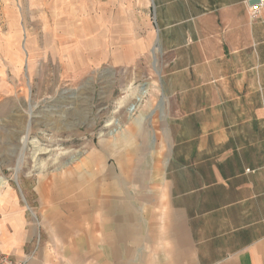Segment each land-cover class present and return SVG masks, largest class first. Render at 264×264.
<instances>
[{
  "label": "crops",
  "instance_id": "obj_1",
  "mask_svg": "<svg viewBox=\"0 0 264 264\" xmlns=\"http://www.w3.org/2000/svg\"><path fill=\"white\" fill-rule=\"evenodd\" d=\"M252 1L149 0L159 128L149 112L50 181L23 184L24 200L9 190L0 201L3 254L23 264H264V7L251 20ZM41 2L46 45L69 46L80 7ZM140 5L145 53L154 35ZM109 11L115 25L133 24V5ZM5 15L10 30L27 26L19 12ZM99 32L90 51L104 54Z\"/></svg>",
  "mask_w": 264,
  "mask_h": 264
},
{
  "label": "rangeland",
  "instance_id": "obj_2",
  "mask_svg": "<svg viewBox=\"0 0 264 264\" xmlns=\"http://www.w3.org/2000/svg\"><path fill=\"white\" fill-rule=\"evenodd\" d=\"M46 1L54 4L58 0ZM94 1L67 0L69 9L80 7L76 14L80 21H70V45L55 41L47 46L53 39L49 32L45 34L36 12L46 10V4L41 0H0L1 202L9 190L24 200L23 184L50 181L56 173H64L81 153L135 118L156 111L153 124L159 128L158 117L162 120L163 116L161 56L153 48L156 38L149 0H99L95 5ZM140 4L148 5V27L154 35L150 51L145 53L139 41L146 30L137 18ZM120 5H133V24L118 26L110 21L109 8ZM95 7L102 8L97 13L102 15L99 20H93ZM9 11L19 12V21L27 26L10 30L4 24ZM80 26L81 34H77ZM95 27L100 29L99 35L102 32L107 53L90 51ZM16 40L21 58L12 65L8 58H15L12 42ZM143 86L146 91L136 102Z\"/></svg>",
  "mask_w": 264,
  "mask_h": 264
},
{
  "label": "built area",
  "instance_id": "obj_3",
  "mask_svg": "<svg viewBox=\"0 0 264 264\" xmlns=\"http://www.w3.org/2000/svg\"><path fill=\"white\" fill-rule=\"evenodd\" d=\"M264 7V0H258L256 3H254L252 6L249 8V17L251 20H254L259 13V11ZM0 264H23L20 262H15L13 261L8 254H3L0 251Z\"/></svg>",
  "mask_w": 264,
  "mask_h": 264
},
{
  "label": "bare ground",
  "instance_id": "obj_4",
  "mask_svg": "<svg viewBox=\"0 0 264 264\" xmlns=\"http://www.w3.org/2000/svg\"><path fill=\"white\" fill-rule=\"evenodd\" d=\"M145 91H146V87H144V86H143V87H140V88L138 89L136 102H137L138 100L141 99V97L144 95ZM136 105H137V103H136ZM2 184H3V182L0 181V186H1Z\"/></svg>",
  "mask_w": 264,
  "mask_h": 264
},
{
  "label": "water",
  "instance_id": "obj_5",
  "mask_svg": "<svg viewBox=\"0 0 264 264\" xmlns=\"http://www.w3.org/2000/svg\"><path fill=\"white\" fill-rule=\"evenodd\" d=\"M256 1H258V0H253L252 2L256 3Z\"/></svg>",
  "mask_w": 264,
  "mask_h": 264
}]
</instances>
